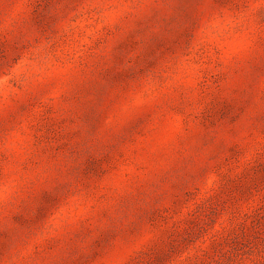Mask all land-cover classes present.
I'll return each mask as SVG.
<instances>
[{
	"label": "rangeland",
	"instance_id": "374dc122",
	"mask_svg": "<svg viewBox=\"0 0 264 264\" xmlns=\"http://www.w3.org/2000/svg\"><path fill=\"white\" fill-rule=\"evenodd\" d=\"M0 264H264V0H0Z\"/></svg>",
	"mask_w": 264,
	"mask_h": 264
}]
</instances>
